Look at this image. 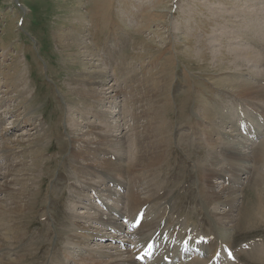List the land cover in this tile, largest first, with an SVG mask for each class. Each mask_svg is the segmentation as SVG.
Segmentation results:
<instances>
[{
  "label": "rangeland",
  "instance_id": "obj_1",
  "mask_svg": "<svg viewBox=\"0 0 264 264\" xmlns=\"http://www.w3.org/2000/svg\"><path fill=\"white\" fill-rule=\"evenodd\" d=\"M77 4L0 0V264H87L94 254H103L97 264H106L114 253L119 260L133 255L139 234L151 235L148 221L136 230L138 237L131 232L133 247L122 237L117 244L98 241L99 232L118 235L97 219L108 211L90 200L92 190L82 185L88 179L101 182L85 168L105 167L110 154L123 152L117 163L124 172L118 177L133 190H124L121 203L98 192L109 206L124 207V214L129 201L140 211L146 206V217L164 214L167 227L175 228L169 207L172 220L202 233L211 226L223 230L220 215L229 205L212 204L218 200L210 199L207 183L224 182L210 171L230 175L232 146L255 152V167L247 162L250 171L264 174V127L258 140L250 125L264 121V101L256 99L264 98V89L249 82L264 86V0ZM60 32L82 33L88 47L63 49ZM94 68L103 74L106 68L104 80L111 86L104 93L98 84L99 103L72 77ZM245 85L261 93L246 98ZM244 130L255 139L251 148L243 144ZM250 174L235 184L245 203L253 204L262 186L251 184ZM228 234L241 250L238 264H264L249 257V251L263 249L264 220L246 230L235 226ZM168 238L165 256L173 241ZM173 247L175 256L180 247Z\"/></svg>",
  "mask_w": 264,
  "mask_h": 264
},
{
  "label": "bare ground",
  "instance_id": "obj_2",
  "mask_svg": "<svg viewBox=\"0 0 264 264\" xmlns=\"http://www.w3.org/2000/svg\"><path fill=\"white\" fill-rule=\"evenodd\" d=\"M77 2H78V4L79 3L81 4L82 0H77ZM78 18L81 19L82 15L78 16ZM57 34L60 38L59 44L63 49H67L70 47H75V48H81V47L87 48L88 47L85 37H83L81 35L82 33L79 36L73 34V32L72 33L60 32ZM61 36H64L66 38H70L72 40V42L66 43L64 41V39L61 38ZM81 50H83V49H81ZM77 53L80 54L81 52H77ZM82 53H84V52H82ZM90 64H93V63H90ZM94 66L99 67L96 64L93 65L92 67H94ZM105 74H106V68L104 69V74H103V69L94 68L93 70H89V71L85 70V71H83V73L80 71L77 74H74L72 77L74 78V82L76 83V86H79L80 88H88L87 92H88L89 96L92 95L97 100V101H95V100L94 101L99 103L100 97L97 96L98 94H100L99 89L97 88L98 84H100V82H101V85H102L101 91H103L104 93H105V91H107L111 88V86H108L109 83L107 84V81L104 80ZM246 81H249V80L247 79ZM249 82H252L257 87L264 89V86H262L260 84H257L253 81H249ZM244 87H245V90L242 92V94L246 95L247 96L246 98H252V97H248V96H252L254 94H257V93L260 94L261 93L260 89L257 90V88L252 86V85H245ZM237 95L241 96L240 94H237ZM256 99H261L264 101V98H261V97H257ZM218 123L219 124L221 123L220 126L223 127L224 122H221V120L218 119ZM207 131H208V129L205 131V133ZM100 133L105 134L106 139H107L108 136L106 135L105 132H100ZM100 133H98V134H100ZM205 133H203V134H205ZM104 139H105V137H104ZM104 139L100 138L99 141L102 143V141ZM110 141H114V140H110ZM216 142L220 146H222V143L219 141V138H216ZM240 143H242V142H240ZM246 143L247 142L245 141V143H243V144L247 145L249 148L250 147L249 143L248 144H246ZM220 146H217V148ZM111 147H113V144H111ZM118 147H119V145L117 147H115V149H113V150H116V149L118 150ZM91 148L92 147L90 146V149ZM98 148L101 149V146H98ZM87 149H89L88 146H87ZM94 149H95V147H94ZM222 151H223V149L221 147V152ZM249 151H250V149H249ZM92 153L97 155L99 153H102V151L101 152H92ZM106 153L108 154V152H105L104 154H106ZM228 154H229L230 158L232 159L233 168L228 170L227 172H231L229 177L232 180L230 178H227V174L225 172H222L221 170L220 171H210V176H212V177L220 176L224 179V182H226L227 180L228 181L230 180L229 185H225L224 187H221L223 185V183L220 186H217L216 184L213 183L212 186H210L209 180L207 183V185L211 188V192L209 194L210 199L218 200L212 204L216 205L217 203H220V204L229 205V208L226 209L220 215V222L219 223L221 224V221L224 223L223 224V230H221V231L212 230L211 231L212 234L208 235V238H209L208 242L200 244V246H202L206 251V255L204 257L194 256V257L189 258L185 261H181L180 264H210L214 258V255L217 252L216 250L220 247V244L221 243H227V244L231 243L229 240V234H228L231 228H234L235 226H237L238 230H246L248 228L255 227L257 225L262 224V222L264 220V174L257 171L256 174L253 175L252 172L250 171V165H253L252 166L253 168L255 167V162H254V158H253L255 156V152H252V151L248 152L247 150H241L238 146H232L231 151L228 152ZM257 155H259V154H257ZM122 157H123V152H122V154L120 152V155H118V158H122ZM111 158H104V159L108 160V161H106L107 165L101 169L99 167L93 168L90 170L88 168H85L87 170L84 173H88V174L91 173L92 177L98 176V178H96V179H99L101 181L100 183L98 181L99 184L90 183L89 179H88L82 185L84 186L83 187L84 189L95 190L97 192L104 193L105 195H110V196L115 195L117 198L116 201L118 203H121L123 194L121 193V191L118 188H120L121 190L124 188L125 190L130 191V189H132V187H130V183H128V185L126 184L125 179L122 181L118 177V175H120L124 172V170H122V164L117 163V161L119 162L120 160L118 158H114V159H111ZM249 160H250V165L247 163ZM234 161H243V162L238 164V165H235ZM258 167H259V163H258ZM204 171H203V173H204ZM249 172L251 174L249 175V177L247 176V178L251 182V184H253L255 186H260V187L262 186V191H261L262 196L260 195L261 198L258 199V200H260V203L258 200L254 201L253 204H251L249 202L245 203L241 192L239 190L237 191V188H239V186L235 183L241 182L242 176L248 175ZM253 172H254V169H253ZM106 181H107V183H106ZM213 181H214V178H212V182ZM245 181H247V180H245ZM110 182H113V185H111ZM77 188H78V186H76V189ZM231 190H232V192L230 193ZM260 190H261V188H260ZM77 192H78V190L76 191V194H77ZM127 194H128V192H127ZM77 195H76V197H79ZM257 198H258V196H257ZM107 206H108V212H102L99 209L102 212L103 216L97 215V219L104 225H111L113 227L122 228V227H124V224L120 220H122L124 217H127L128 221L131 223H135L138 217H142L143 220L141 222V225L138 228H140L143 225V223L146 219L148 221L147 225H146L148 227L147 230L154 232V233L156 231H160V234L156 237L154 236V233L151 235H147L146 237H144L143 234L140 233L139 237H138L137 233H136V230L138 228L136 230H133L132 233H134L138 237V242H137V245L135 246V248H137L143 242L150 241V239H149L150 237L151 238L155 237L156 240H160L163 243L165 236L168 237V235H169L171 240H175L178 243L180 238H182V240H183V239H189L192 236L191 233L180 235L177 232L175 234V229L177 227L168 228L167 225L165 224L166 220L164 218L165 217L164 214L159 215V216L146 217L147 211H146V213L144 211H140V205H135L134 203H132L130 201L127 203V206H126L125 214H127V215H125L124 212L122 211L124 209V207H122V209H117L116 208L117 206H113V207L109 206V205H107ZM95 207H93V208H95ZM127 209L132 210V211L134 210L135 215H131ZM99 210L96 209V214L98 212H100ZM262 218H263V220H262ZM118 221H120V222H118ZM166 234H168V235H166ZM101 235L103 236V234L99 233L97 236L99 237ZM74 237L78 238L79 243L84 242L85 238L82 235H75ZM168 246H169V241L163 246V251L160 253V255L158 257L154 258L152 260V262H150L149 264H156L158 262H161L162 261L161 258L166 257L164 255V251ZM195 246H197V245H195ZM235 246H236V244H235ZM255 247L258 248L257 246H255ZM253 248L254 247H252V249ZM262 248L264 249V246ZM124 249L126 250L128 248H124ZM263 249H255V250L249 251V254H250L249 257L253 261H264V254H263L264 250ZM250 250H251V248H250ZM177 251H178V253H180L181 249L179 248V250H177ZM243 253H245V252H243ZM124 254L127 255V252ZM119 255H120V253L112 254L111 255L112 257H110V259H108L106 264H138L134 260V255L126 256L127 258L122 259V260L117 259ZM93 256H95V257H93L94 259H90L91 262L87 263V264H97L98 260L102 259L103 254H102V256L99 254H94ZM17 262H19V260Z\"/></svg>",
  "mask_w": 264,
  "mask_h": 264
}]
</instances>
